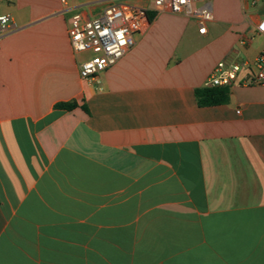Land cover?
Returning <instances> with one entry per match:
<instances>
[{
	"label": "crops",
	"instance_id": "1",
	"mask_svg": "<svg viewBox=\"0 0 264 264\" xmlns=\"http://www.w3.org/2000/svg\"><path fill=\"white\" fill-rule=\"evenodd\" d=\"M117 1L0 0V264H264V87L195 97L219 63L264 50V0H204L203 35L151 11L124 58L82 80L72 17Z\"/></svg>",
	"mask_w": 264,
	"mask_h": 264
},
{
	"label": "built area",
	"instance_id": "2",
	"mask_svg": "<svg viewBox=\"0 0 264 264\" xmlns=\"http://www.w3.org/2000/svg\"><path fill=\"white\" fill-rule=\"evenodd\" d=\"M67 5L66 0H61ZM153 10L137 7L126 0L110 2L98 16L85 18L82 14L72 17L68 36L76 55L90 54L79 65L82 80H95L101 73L115 66L135 46L136 38L150 24V12H166L196 18L199 34L206 33L212 21V11L200 6L204 0H151ZM256 1L254 2V4ZM12 30L9 15L0 16V33ZM256 33L264 35V18L257 24ZM264 87V50L253 64L219 63L205 83L206 88Z\"/></svg>",
	"mask_w": 264,
	"mask_h": 264
},
{
	"label": "trees",
	"instance_id": "3",
	"mask_svg": "<svg viewBox=\"0 0 264 264\" xmlns=\"http://www.w3.org/2000/svg\"><path fill=\"white\" fill-rule=\"evenodd\" d=\"M231 88H200L195 91L197 104L200 108L226 105L230 101ZM77 107L76 103H62L57 109L71 111Z\"/></svg>",
	"mask_w": 264,
	"mask_h": 264
}]
</instances>
